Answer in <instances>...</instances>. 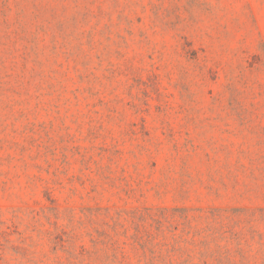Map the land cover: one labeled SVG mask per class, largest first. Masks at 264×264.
Returning <instances> with one entry per match:
<instances>
[{
    "label": "rangeland",
    "instance_id": "rangeland-1",
    "mask_svg": "<svg viewBox=\"0 0 264 264\" xmlns=\"http://www.w3.org/2000/svg\"><path fill=\"white\" fill-rule=\"evenodd\" d=\"M0 264H264V0H0Z\"/></svg>",
    "mask_w": 264,
    "mask_h": 264
}]
</instances>
